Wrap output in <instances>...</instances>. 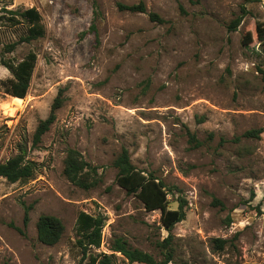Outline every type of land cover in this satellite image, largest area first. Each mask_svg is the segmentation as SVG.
I'll use <instances>...</instances> for the list:
<instances>
[{
	"label": "rangeland",
	"instance_id": "374dc122",
	"mask_svg": "<svg viewBox=\"0 0 264 264\" xmlns=\"http://www.w3.org/2000/svg\"><path fill=\"white\" fill-rule=\"evenodd\" d=\"M139 3L146 13L118 8ZM31 7L43 37L6 53L27 24L20 17L15 26L0 23V62L36 55L22 103L4 93L12 74L0 63V163L23 150L36 165L29 180L0 178V264H88L75 244L81 212L103 219L92 254H111L122 238L161 260L156 243L171 236L169 264H264V43L256 33L264 29V0H0V15ZM60 90L63 105L34 146ZM258 129V138L243 137ZM69 149L97 169L96 187L82 190L63 176ZM122 149L136 170L166 187L169 209L185 201V218L171 232L159 210L146 211L115 183L112 162ZM43 214L64 226L53 246L37 240ZM215 238L226 240L222 251ZM114 256L115 264H130Z\"/></svg>",
	"mask_w": 264,
	"mask_h": 264
},
{
	"label": "trees",
	"instance_id": "16d2710c",
	"mask_svg": "<svg viewBox=\"0 0 264 264\" xmlns=\"http://www.w3.org/2000/svg\"><path fill=\"white\" fill-rule=\"evenodd\" d=\"M118 8L121 11H128L131 13H146L143 3L135 5L118 4ZM3 12L10 16L4 18L3 14L0 15V23L5 19V21H8L11 25L15 26L19 23L17 17H20L27 24L26 34L22 35L17 42L5 45L4 52L11 53L19 44L30 43L31 41L44 36L45 30L40 24L41 16L36 8L31 7L22 12L3 9ZM148 18L151 22L159 24L164 23V20L154 13H148ZM241 19L242 17H238L232 21L229 30L234 31L240 24ZM89 31L95 32V26L93 24L90 26ZM256 33L258 41L264 43V29L257 26ZM0 63L12 74V78L8 80V86L5 88L4 93L11 97L24 99L35 68L36 55L29 52L25 58L17 64L3 59H1ZM261 72L264 74V69L261 70ZM62 93V90L58 92L51 104L48 116L38 123L33 135L34 146L41 141L42 136L54 123L56 112L63 105L64 98L62 97ZM260 132V129L249 130L243 134V137L258 138ZM188 137L189 144L192 148H196L200 145L194 135L188 134ZM24 154L25 152L21 150L19 154L0 163V178L5 179L8 183H16L31 179L36 171V165L32 161L26 160ZM112 167L117 170L115 183L121 189L127 194H132L140 200L146 211H160L161 223L167 232H171L177 223L184 220L185 201L179 198L177 209H169L167 198L168 192L166 187L162 182L155 178L146 176L143 172L136 170L131 164L130 156L126 149L121 150L119 155L112 162ZM62 174L67 181L82 190L92 189L99 183L97 169L87 163L74 149H69L66 152ZM212 205L223 208L222 203L217 199L212 200ZM30 209L31 206L24 208V225L28 222V213ZM227 223L230 224L231 220L228 219ZM103 225L104 223L101 216H94L81 212L76 218L75 231L78 239L75 244L81 250L83 257L88 256V264H115V253H119L130 264H169L172 261L174 249L170 242L171 236L162 242L156 243V248L159 249L162 257L161 260H156L151 254L131 247L122 238H116L113 241L111 254L90 253L91 248H100ZM63 232L64 226L59 218L47 214L38 217L36 221V233L37 240L41 244L46 246L57 244L63 235ZM226 243V240L221 238H215L212 240L214 249L219 251L223 250Z\"/></svg>",
	"mask_w": 264,
	"mask_h": 264
},
{
	"label": "bare ground",
	"instance_id": "6f19581e",
	"mask_svg": "<svg viewBox=\"0 0 264 264\" xmlns=\"http://www.w3.org/2000/svg\"><path fill=\"white\" fill-rule=\"evenodd\" d=\"M14 100H15L16 102H18V103H22V102H23L22 99L15 98V97H14Z\"/></svg>",
	"mask_w": 264,
	"mask_h": 264
}]
</instances>
